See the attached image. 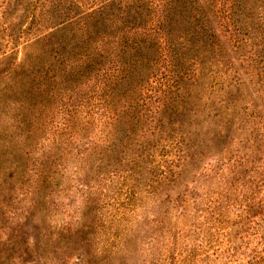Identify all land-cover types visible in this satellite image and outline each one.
<instances>
[{
	"label": "trees",
	"instance_id": "obj_1",
	"mask_svg": "<svg viewBox=\"0 0 264 264\" xmlns=\"http://www.w3.org/2000/svg\"><path fill=\"white\" fill-rule=\"evenodd\" d=\"M220 2L0 0V77L37 104L57 84H91L90 102L76 94L72 146L44 152L32 185L39 205L76 190L74 237L136 228L143 246L163 231L192 237L185 262L198 248L204 264H264V0ZM191 208L192 235L173 221ZM240 224L253 242L235 247Z\"/></svg>",
	"mask_w": 264,
	"mask_h": 264
},
{
	"label": "rangeland",
	"instance_id": "obj_2",
	"mask_svg": "<svg viewBox=\"0 0 264 264\" xmlns=\"http://www.w3.org/2000/svg\"><path fill=\"white\" fill-rule=\"evenodd\" d=\"M220 6L222 11L228 10V0H221ZM67 86L68 90L66 84H57L49 102L37 104L33 102L28 84H19L13 74L0 77V264H204L198 248H195L196 256L192 261L185 262L178 254H187L192 247V237L175 244V239L168 241L160 236L165 234L163 231H158L153 241L146 239L140 246L135 241L136 228L122 235V241H119L101 226L97 230L100 237L94 238L92 234H86L93 230L88 227L80 241L70 230L79 225L78 214L85 210L79 209L82 200L74 195L73 187L62 193L60 187L55 189L52 196L39 205L32 185L39 174L41 155L72 146L70 139L76 120L73 111L79 102L76 94L82 95L86 103L90 102V83L83 84L80 90L76 85L73 88ZM65 134L67 143L62 145ZM230 137H225L223 146L233 142ZM77 210L81 212L77 214ZM193 212L195 210L191 208L190 215L175 216L173 221L179 225V231L193 234V229L188 226L191 220L194 222ZM97 215L102 220L103 215L107 216V210H101ZM88 218L80 221L87 222ZM207 232L199 236V241ZM232 239L235 247L243 242H253L248 227L242 229V224L233 229ZM227 240L222 239L210 251L228 248Z\"/></svg>",
	"mask_w": 264,
	"mask_h": 264
}]
</instances>
